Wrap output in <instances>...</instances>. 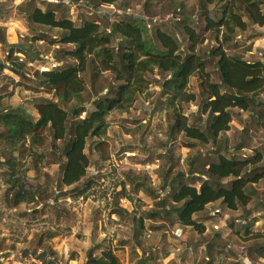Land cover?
I'll return each instance as SVG.
<instances>
[{"label": "rangeland", "instance_id": "rangeland-1", "mask_svg": "<svg viewBox=\"0 0 264 264\" xmlns=\"http://www.w3.org/2000/svg\"><path fill=\"white\" fill-rule=\"evenodd\" d=\"M259 1L264 13V0ZM95 2L0 0V64L5 66H0V112L15 105L36 119L37 100L42 97L56 100L41 86L40 70L57 64L62 68L73 62L60 45L50 43L59 36L60 29L27 21V15L35 6L53 9L57 16H69L75 24L90 17L100 21L103 27L107 22L101 15L110 18L111 13L110 20H113L127 13L135 14L151 28L149 37L157 47L160 45L155 36L156 28L174 32L182 54L187 52L182 25L202 28L205 11L218 20L223 9L222 3L209 4L205 0H116L114 6L102 4L100 11L92 14L89 7ZM237 10L243 12L239 3ZM244 20L246 29L236 30L224 48L249 61H264V24L252 23L247 16ZM204 36L205 40L195 51L205 58L211 80L217 81L218 72L210 57L211 50L217 45L216 34L207 31ZM116 43L117 40L112 42L113 45ZM11 45L17 49L12 51ZM10 66L19 68L18 73ZM81 76L87 85L82 98L69 103L57 100L68 112L74 104L80 103L87 113L94 108L98 97L112 96L121 83L112 71L101 70L96 60L89 59ZM145 78L147 88L135 95L132 105L111 110L106 116L105 133L87 139L84 151L89 158L88 167L85 176L74 185L61 183L66 145L62 140H55L49 128L45 130L44 143L33 147L28 140H23L12 148L0 135L1 251L8 250L5 254L17 258L34 256L41 264H91L87 262L88 258L98 257L108 248L120 264H264L252 247L257 242L264 244V176L247 186L251 200L238 211L228 212L225 221L223 214L209 215L216 207L227 212L220 202L208 205L198 213L197 217L205 223L203 233L178 227L173 208H167L178 206L172 202L171 195L181 183L199 187L206 164L215 160L218 153L235 157L259 153L261 160L249 167L250 174L264 172L263 93L254 97L248 110L232 109L230 129L222 132L220 138L201 143L172 127L173 109L161 89L168 75L163 77L154 69L145 73ZM199 84L197 75L189 78L187 90L195 92L197 100L183 103L181 110L188 123L197 122L202 127L205 115L199 113ZM83 116L85 112L81 113ZM2 130L0 127V134ZM127 178L142 180L141 184L147 186V193L154 200H142L135 194H128L127 199L131 202L127 203ZM230 179H222L223 185H228ZM167 185L171 192L157 199L158 190ZM82 188H85L84 192L78 195L77 191ZM132 189L134 185L130 192ZM131 207L133 210L125 213V208L129 211ZM139 218H144L141 229ZM149 218L154 222L148 221ZM242 220L248 225L242 226ZM223 223L225 227H215ZM175 251L177 258L170 254ZM244 254L249 263L243 260Z\"/></svg>", "mask_w": 264, "mask_h": 264}, {"label": "trees", "instance_id": "trees-1", "mask_svg": "<svg viewBox=\"0 0 264 264\" xmlns=\"http://www.w3.org/2000/svg\"><path fill=\"white\" fill-rule=\"evenodd\" d=\"M115 1L96 0L94 6L89 8L92 14H97L102 4H113ZM205 2L222 3V14L218 20H215L207 14L208 11H205V24L199 29L190 24L182 25L181 30L187 39L185 54L180 51L176 34L165 32L160 28L155 29V36L160 45L157 47L149 37L151 28L141 16L135 14L127 13L124 17L113 20L101 15V18L107 22L103 27L100 21L90 17L82 20L81 24H75L69 16H57L53 9L35 6L27 15V21L60 29L59 36L51 39L50 43L60 45L64 54L72 58L73 62L62 68H58L59 64H57L46 70H40L41 86L46 88L48 93L51 92L56 100L43 97L37 100L36 119L25 114L18 107L4 109L5 111L0 112V127L3 129L0 135L12 148L23 140H28L33 147L44 143L45 130L49 128L52 137L64 141L66 145L61 183L66 186L74 185L85 176L88 167L89 158L84 151L87 139L105 133L107 114L113 109L129 108L135 95L147 88L145 73L156 69L163 77L168 75V78L162 82L161 89L162 95L166 96L170 108L173 109L172 127L186 137L201 143H209L220 138L222 132L230 129L233 108L248 110L260 93H263L264 98V61H249L239 54L228 53L224 48V44L233 39L236 30L246 29L247 22L244 16H247L252 23L261 26L264 24V13L259 0H205ZM238 3L242 5L243 12H238ZM207 31L216 34L217 45L211 50L210 57L214 59L218 72L217 81L211 80L209 72L206 71L205 58L195 51L197 45L205 40L204 34ZM114 40H117L116 45L112 44ZM16 49L17 47L11 45L12 51ZM89 59L96 60L101 70L112 71L121 83L116 86L112 96L98 97L94 108L87 113L80 103L74 104L68 112L58 101L69 103L75 98H82L87 85L81 73L86 70ZM11 69L15 73L19 71V68L14 66ZM193 75H197L200 82L199 113L205 115V125L202 127L197 122L188 123L181 110L183 103L197 100V94L187 90L189 78ZM83 112L85 116L81 117ZM260 160L259 153L251 157L218 153L215 160L206 164L205 173L200 175L204 179L199 187L188 182L181 183L171 195L172 202L178 206L167 207L173 208L178 227H189L203 233L206 228L205 223L197 215L208 204L216 201L222 203L227 212H222L221 208L216 207L209 211L211 217L217 216L212 214L215 209H219L221 214L228 217V212L238 211L246 206L252 198L247 186L264 176V172L250 174L249 167ZM225 178H231L228 185H223L222 179ZM126 180L131 183L134 181L128 178ZM138 185L145 186L147 190L144 184L135 183V188ZM84 189L78 190V195L83 193ZM170 192L171 188L167 185L158 190V197L161 198ZM143 220L144 218H139L140 229L144 226ZM241 223L242 226L248 225L246 220H242ZM225 226L226 224L223 223L217 228ZM252 247L257 258L264 261V244L257 242ZM244 256V261L249 263L247 255ZM87 262L120 264L118 257L109 248L102 250L98 257L88 258Z\"/></svg>", "mask_w": 264, "mask_h": 264}, {"label": "crops", "instance_id": "crops-1", "mask_svg": "<svg viewBox=\"0 0 264 264\" xmlns=\"http://www.w3.org/2000/svg\"><path fill=\"white\" fill-rule=\"evenodd\" d=\"M249 52H251V51H249ZM126 153H128V152H126ZM141 182H142V180L135 179L134 180V184H133L129 180L125 179V189H127V191H129L128 193L125 191V201H127V203L130 204V202H131L130 200L127 199L129 197L128 194H131V195L135 194L137 197L141 198L142 200L145 199V198L154 200L153 197L150 194L147 193V190L142 185H138L137 188H135V186H134V189H132V192H130L131 187L133 185H135V183L141 184ZM157 199H159V197H157ZM218 202L219 201H216V202L210 203L208 205H212V204H215V203H218ZM149 207L153 208L154 206L153 205H149ZM132 210H133V208L131 210L127 211L126 208H125V213L126 212H131ZM150 211H152V210H150ZM147 220L151 221L152 223L154 222V219H152V218H149ZM185 228H188V227H185ZM7 252H8V250H3V251L0 250V264H33V262L35 264H41V260L39 258L34 257V256H25V257L17 258V256H15V255H7V254H5ZM170 254H171L172 257H176L177 256L176 251L175 252H171ZM74 260H76V259H74Z\"/></svg>", "mask_w": 264, "mask_h": 264}, {"label": "built area", "instance_id": "built-area-1", "mask_svg": "<svg viewBox=\"0 0 264 264\" xmlns=\"http://www.w3.org/2000/svg\"><path fill=\"white\" fill-rule=\"evenodd\" d=\"M107 5H108L109 7H111L112 4H107ZM112 6H113V5H112ZM101 7H102V5H101ZM99 11H100V10H99ZM99 11H98V12H99ZM105 14H106V12H105ZM109 15H110V18H111V13H110ZM106 17H107L108 19H110L109 16H106ZM53 66H55V65H53ZM45 69H47V68H45ZM212 214H214V215H220L221 213H220L219 209H215L214 211H212ZM226 217H227V215L224 214L223 217H222V219L225 220ZM221 225H222V224H221ZM218 226H219L218 224L215 225L216 228H217ZM176 232H177V231H176ZM244 257H245V256H244ZM244 257H242L243 260H245ZM256 264H258V263H256Z\"/></svg>", "mask_w": 264, "mask_h": 264}, {"label": "bare ground", "instance_id": "bare-ground-1", "mask_svg": "<svg viewBox=\"0 0 264 264\" xmlns=\"http://www.w3.org/2000/svg\"><path fill=\"white\" fill-rule=\"evenodd\" d=\"M111 12V11H110Z\"/></svg>", "mask_w": 264, "mask_h": 264}]
</instances>
